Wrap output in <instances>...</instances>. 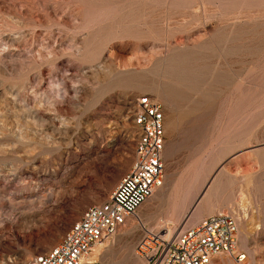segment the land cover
I'll return each instance as SVG.
<instances>
[{
	"label": "rangeland",
	"instance_id": "rangeland-1",
	"mask_svg": "<svg viewBox=\"0 0 264 264\" xmlns=\"http://www.w3.org/2000/svg\"><path fill=\"white\" fill-rule=\"evenodd\" d=\"M143 94L165 114L143 224L173 233L227 212L245 259L209 264H264V0H0V264L48 250L107 199ZM141 235L133 218L96 264L146 263Z\"/></svg>",
	"mask_w": 264,
	"mask_h": 264
},
{
	"label": "built area",
	"instance_id": "built-area-1",
	"mask_svg": "<svg viewBox=\"0 0 264 264\" xmlns=\"http://www.w3.org/2000/svg\"><path fill=\"white\" fill-rule=\"evenodd\" d=\"M133 125L136 132L133 162L107 199L88 206L54 246L17 264H96L87 263L85 258L95 246L111 241L118 229L133 218L142 228L136 253L146 259V264H209L220 254L239 262L245 259L238 248L237 220L230 213L208 215L173 233L166 227L154 230L143 224L137 211L164 182L162 104L149 94L138 97Z\"/></svg>",
	"mask_w": 264,
	"mask_h": 264
},
{
	"label": "bare ground",
	"instance_id": "bare-ground-1",
	"mask_svg": "<svg viewBox=\"0 0 264 264\" xmlns=\"http://www.w3.org/2000/svg\"><path fill=\"white\" fill-rule=\"evenodd\" d=\"M168 91V90H167ZM168 93H170V90L168 91ZM173 93V92H172ZM171 94V93H170ZM178 94V93H177ZM176 94V95H177ZM173 95H174V93H173ZM175 95V96H176ZM211 194H212V188H211V191L209 190V191H207L206 193H205V197L208 199V198H210L211 197ZM175 202V201H174ZM207 202V201H206ZM203 199L201 200V201H199L198 202V205L196 206V208L197 209H193V211L191 212L192 214H191V216H193L194 218H198V215H200L201 214V212H202V206H203V204H205L206 203ZM175 204V203H174ZM173 209H175V208H173ZM190 215V214H189ZM174 216V215H173ZM171 218H172V216H171ZM170 219V218H169ZM172 221L173 220H176V219H171ZM138 223V222H137ZM171 224H172V222H171ZM173 225H175V224H173ZM162 229V228H161ZM168 230V232L170 233V231H169V229H167ZM176 231H178V230H176ZM175 231V232H176ZM128 234H130L129 232H128ZM110 252V249H108V250H106L105 249V243H100L99 245H97V246H95L94 248H93V250H92V252L89 254V256L87 257V258H85V260L87 261V263H92V262H97V261H101L105 256H107V253H109ZM218 256V255H217ZM214 257H216V256H214ZM213 257V258H214ZM212 261V260H211ZM144 264H146V263H144Z\"/></svg>",
	"mask_w": 264,
	"mask_h": 264
},
{
	"label": "crops",
	"instance_id": "crops-1",
	"mask_svg": "<svg viewBox=\"0 0 264 264\" xmlns=\"http://www.w3.org/2000/svg\"><path fill=\"white\" fill-rule=\"evenodd\" d=\"M166 202V204H169V205H171V201H165ZM182 213L181 212H179V214H177V216L179 215H181ZM199 217H200V215H198Z\"/></svg>",
	"mask_w": 264,
	"mask_h": 264
}]
</instances>
